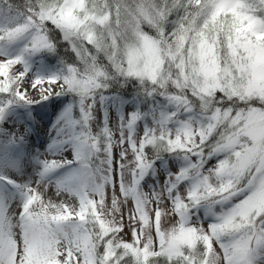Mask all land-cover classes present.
Segmentation results:
<instances>
[{
  "label": "snow or ice",
  "instance_id": "snow-or-ice-1",
  "mask_svg": "<svg viewBox=\"0 0 264 264\" xmlns=\"http://www.w3.org/2000/svg\"><path fill=\"white\" fill-rule=\"evenodd\" d=\"M0 264H264V0H0Z\"/></svg>",
  "mask_w": 264,
  "mask_h": 264
},
{
  "label": "bare ground",
  "instance_id": "bare-ground-1",
  "mask_svg": "<svg viewBox=\"0 0 264 264\" xmlns=\"http://www.w3.org/2000/svg\"><path fill=\"white\" fill-rule=\"evenodd\" d=\"M30 79V77H29ZM24 87H28L30 89V84H25ZM44 87H48L47 84L44 85ZM53 93L56 91H59V86L58 85H52L51 86ZM29 95L33 100H37L40 98L39 92L35 90L29 91ZM54 109L52 107H40L38 108V122L36 124V130L38 134V138L40 141L47 140V136L45 135V128L47 127L48 121L52 118ZM7 127V126H6ZM45 199H52L55 202H60L61 199H67L66 197H57L55 195L54 189H50L46 194H45ZM71 203V201H68Z\"/></svg>",
  "mask_w": 264,
  "mask_h": 264
},
{
  "label": "rangeland",
  "instance_id": "rangeland-1",
  "mask_svg": "<svg viewBox=\"0 0 264 264\" xmlns=\"http://www.w3.org/2000/svg\"><path fill=\"white\" fill-rule=\"evenodd\" d=\"M17 67H19V66H17ZM31 76V74H29V77ZM98 119H99V115H98ZM96 123L94 122L93 123V131H95L96 130ZM116 151H118V149H116ZM131 205H129V207H130ZM162 207H164L165 209L166 208H168V204L167 203H165V204H163L162 205ZM127 210L125 209V212H126ZM174 222V219L173 218H171V217H165V218H163L162 219V225L164 226V227H170L171 226V223H173ZM127 219H125V233H127L128 232V227H127ZM126 240L127 239H130V237L128 236V235H125V237H124ZM217 251H219V249H218V246H217Z\"/></svg>",
  "mask_w": 264,
  "mask_h": 264
},
{
  "label": "trees",
  "instance_id": "trees-1",
  "mask_svg": "<svg viewBox=\"0 0 264 264\" xmlns=\"http://www.w3.org/2000/svg\"><path fill=\"white\" fill-rule=\"evenodd\" d=\"M13 2L16 3V4H21L22 5L24 3V0H13ZM146 30H148V29H146ZM60 52H61V55L65 56V58H67L69 60L74 59V57H72L71 53L65 54L63 47L60 49Z\"/></svg>",
  "mask_w": 264,
  "mask_h": 264
}]
</instances>
